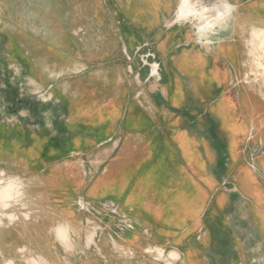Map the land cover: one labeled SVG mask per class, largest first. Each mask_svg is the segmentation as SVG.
Listing matches in <instances>:
<instances>
[{"label": "rangeland", "instance_id": "374dc122", "mask_svg": "<svg viewBox=\"0 0 264 264\" xmlns=\"http://www.w3.org/2000/svg\"><path fill=\"white\" fill-rule=\"evenodd\" d=\"M171 1L172 7L162 9L153 7L151 0H0V125L7 130L5 148L11 144L21 155L34 150L39 167L35 173L14 172L17 168L13 164H1L8 174L25 180L21 204L27 205L7 209L6 214H15L18 219L3 221L12 229L25 224L49 229L60 222L53 228L55 234V228L68 225L71 239L63 243L68 261L74 255L80 264H154L146 250L159 246L166 253L177 250L180 260L175 264H183V253L192 237L178 247L169 240L156 244L151 241L152 231L145 227L136 239L132 217L122 212L120 202L105 200L114 197V192L107 193L103 181L119 182L125 176L126 185H115L120 186L117 196L128 195V204L142 207L144 199L130 194V187L144 171L154 170L160 182L147 193L153 210L165 206L157 200L159 195L165 200L183 188L190 191L188 175L206 193L202 211L206 222L218 193L230 194L229 205L212 217L214 238L210 246L202 245L205 226L193 236L198 242L193 244L202 245L199 258L203 264H264L262 242L254 238L245 209L250 203L232 194L238 164L231 166L234 161L228 133L214 114L220 96L218 108L229 118L226 127L231 133L233 124L236 126L239 149L244 153L241 158L247 157L252 166L261 155L257 160H261L264 173V96L258 93L260 89H254L252 69L243 68L242 50L246 49L241 39L243 23L264 16V1L229 0L237 10L228 29L211 37L215 42L210 52L197 43L190 25L173 23L178 0ZM213 52L224 53L226 62L235 67L231 77L234 87H228L227 69L220 67L212 69V76L224 87L206 85V79L211 82L210 73L205 74L201 65ZM245 58L243 61L248 60ZM155 61L162 65L161 80L148 64ZM73 68L77 71H71ZM61 71L64 74L58 79L49 78V72ZM231 90L234 98L228 96ZM247 93L256 106L255 113L249 109ZM112 110L111 116L104 117L103 112L110 114ZM73 114L80 124L75 130L69 129ZM241 115L247 118H230ZM250 123L254 127L252 141L246 139ZM94 126H109L110 133L89 144ZM178 134L194 139V149L215 178V185L204 182L205 171L184 158ZM79 136L81 149L67 150L69 141ZM13 156L12 161L20 160ZM36 165L31 158L26 170H34ZM258 187L255 209L259 221L264 222V177L258 176ZM63 211H76V228L63 222L67 218ZM26 214H30L29 220ZM221 219L231 225L230 233L233 228L240 233L241 260L236 257V246L229 250L232 243H224L230 233L228 228L220 229ZM259 233V239L264 240V230ZM118 237H126L135 247L126 246L124 252L115 248L112 243H119ZM74 243L80 245L76 252Z\"/></svg>", "mask_w": 264, "mask_h": 264}, {"label": "crops", "instance_id": "0c3cea01", "mask_svg": "<svg viewBox=\"0 0 264 264\" xmlns=\"http://www.w3.org/2000/svg\"><path fill=\"white\" fill-rule=\"evenodd\" d=\"M150 1V0H149ZM264 1V0H263ZM259 1V2H263ZM153 3V7L157 5L158 7H161L162 9L172 7V1L171 0H151ZM256 2V3H259ZM260 24L264 23V16L261 17L258 20L255 19H248L246 20L243 25L247 26L248 24ZM218 50L221 48H217ZM243 51V50H242ZM208 57H206L203 61V64L201 65L202 71L205 74L210 73V80L206 79L205 83L210 88H220L224 87L220 85L218 82H216L215 78L212 76V69L215 67H220L222 69H227V74L230 77V81L228 82V87H234L233 85V76H235L236 69L233 67V65L226 62L223 56H220L218 53H208ZM211 56V57H210ZM214 61L212 63H209V60ZM152 63H158L159 64V74L162 70V65L155 61ZM227 63V65L225 64ZM167 67V66H165ZM244 68V65H243ZM167 69V68H166ZM165 69V70H166ZM152 72V71H151ZM153 74V73H152ZM243 74V73H242ZM154 75V74H153ZM240 77V76H239ZM157 78V77H156ZM174 78V76H173ZM162 79V75L160 74V79ZM247 84H250L249 82ZM237 86V83L235 84ZM255 91L258 92V87L255 85ZM228 95L229 97L233 94L231 93ZM248 98V104L249 109L251 112H256V106L253 104V102L248 97L249 94L247 93ZM216 109H214V114L222 120L223 128L227 130L228 137H229V152L231 153V157L234 161V164L231 165L234 167L235 164H238V171L236 173V180L234 181V187L235 190L232 194L238 195L239 198H243L246 202L250 203L249 208L245 207L247 210L249 222L254 227L255 233L254 238L258 242H262V253L264 257V240H260L261 235L259 231L264 230V222L259 221L258 215H257V200H258V176L260 178L264 177L263 169L260 167L263 164L261 163L260 159L261 155L257 156L254 159V163L252 166H250L247 161L241 158L243 151L239 149V139L238 135H236V126L233 124V133H231V129H228L226 120L229 118L226 117V113L224 111L220 112L219 105H220V96L218 100H216ZM103 112V111H102ZM115 111H111L110 114L104 113V117L111 116ZM234 120L242 121L247 118L244 115H241V117H230ZM251 119V117L249 116ZM70 128L71 130L78 129L80 124L79 120H77V117L73 114V116L70 118ZM138 123L140 122L137 120ZM252 123V122H251ZM249 124V130H248V139L250 141L255 140L254 134H252L254 127L250 126ZM90 137H88L89 144H92L96 141H99L101 139H104L108 136L110 133V127L109 126H94L92 128ZM7 130L4 125H0V140H1V146H0V159L3 157H6L2 160H0V167H2V163H9L13 164L15 168H18L20 171H31L32 173L39 172L36 169H39L38 167V159L35 156L34 150H26L23 155H21L16 149L13 148V146L10 144L8 145V149L5 148L6 146V138ZM262 138V136H260ZM177 138L180 141V144L183 146V156L186 158L187 161H193L195 164L196 169H202L205 172H202V177L204 179V182L208 184H214L215 185V178L211 176V174L206 170V166L202 160V157L200 154H198L194 149V139L190 135L187 134H178ZM7 140V139H6ZM12 143V142H11ZM38 143V141H36ZM82 146V137H74L72 138L69 143L66 145L67 150L76 151L81 149ZM13 154L17 155L15 157L20 158V160H14L12 161V158H14ZM244 154V153H243ZM264 159V155L262 156ZM10 158V159H8ZM31 158H34L37 162L36 168L34 170H26V167L28 166V162ZM8 159V161H5ZM257 160V161H256ZM194 164H192L194 166ZM262 164V165H259ZM50 171V168L48 169V173ZM109 177V175H106ZM188 178L191 183V190L188 191L187 189L183 188L180 192L173 193V195L168 196L167 199H163V195H159L157 200L165 204L164 208L161 210H153L151 207H149L148 200H147V193L149 190L156 189L160 182V176L154 171V170H146L144 171L141 176L134 182L133 186L130 187V194H136L140 195L144 199V205L142 207L134 206L133 204L128 201V195H123L121 198L117 196L118 191H120V186H115L119 184H127V179L125 176L121 178L119 182H109L107 180L103 181V183L106 186V192L113 191L112 193L114 197L106 198L105 200L112 199L115 201L120 202L122 212L125 215H129L132 217L133 222L135 223L134 232L132 233L133 236L138 239L143 233V230L145 227H149L151 232V241L156 244L160 243H166L167 240L170 241V243L173 244V247H178L177 244H181L184 241H186L188 238L192 237V243L186 246V249L184 250L183 257L184 261L183 264H203L200 260V247L202 245H209L211 244L214 235H213V223H212V217L215 219V216L220 213L221 209H224L227 207L230 203V194H222L218 193V195L215 197V204L213 207V213L208 218L209 220L206 222L202 217V211L205 208V200H206V193L203 189V186H201L199 183L196 182L191 176L188 175ZM111 184H114L111 186ZM189 188V189H190ZM122 189V187H121ZM80 193V192H79ZM118 197V198H117ZM162 200V201H161ZM260 207V206H259ZM258 207V208H259ZM260 209V208H259ZM76 211H73L71 213H67L63 211V214L67 217L63 222H68L71 227L76 228V226H73V222L77 223L76 219ZM222 223L220 224V229H226L228 228V231L230 233L231 225H227L226 219H221ZM60 222H56L51 228L45 229L38 226H29L25 224L23 227L12 229L8 226H5L4 228L0 229V264H4L5 261H13L14 264H30L31 261L35 260L37 261V264H80V258L76 259L75 256H70L69 261L66 259L67 252L65 251V247L63 243H60L57 238L56 234L54 233L53 228L56 227ZM205 226L206 235L204 238H202L201 241H203V244L196 245L193 243H198L194 241V235L196 234L197 230L200 227ZM8 227V228H7ZM130 234V235H132ZM70 237V236H69ZM71 239V238H70ZM117 241L119 243H112V245L116 248H119L121 251L124 252V249L126 246L129 248H134L133 244L129 243L131 240H127L126 237H118ZM121 242V243H120ZM224 243H232V246L229 247V250H232L233 246H236L237 248V254L236 257L238 260H241L243 257V247L240 244V233L238 229H232V233H230V238L226 239ZM80 248V245L78 243H74V252ZM20 249H24V253H21L19 251ZM72 257V259H71ZM28 261V262H27ZM117 264H132L129 261L121 262ZM137 264H153L150 262L142 261L141 263Z\"/></svg>", "mask_w": 264, "mask_h": 264}, {"label": "clouds", "instance_id": "9594fccd", "mask_svg": "<svg viewBox=\"0 0 264 264\" xmlns=\"http://www.w3.org/2000/svg\"><path fill=\"white\" fill-rule=\"evenodd\" d=\"M236 10L237 6L230 3L229 0H211V2L209 0H178L173 14V23L190 25L197 43L210 52L212 50L211 45L215 42L211 37L228 29L229 22L233 19ZM241 39L256 81H264V26L258 24L242 25ZM71 71L76 72L77 69L73 68ZM63 74V71L48 73L50 79H58ZM29 83L34 84L35 82L29 79ZM36 91L40 92L39 85L36 86ZM64 91H67V87L64 88ZM21 115L24 113L21 112ZM25 187V180L22 177L10 175L5 170L0 169V224L3 223L4 219L10 223L17 220L15 214H6V210L11 208L13 204L27 207L26 204H21L25 195ZM56 235L62 243L69 241L68 229L64 227L57 228ZM19 251L25 250L20 249ZM146 251L152 255L154 264H175V261L180 260V253L175 249L166 253L163 247L157 246ZM4 264H13V261H5ZM30 264H37V261L33 260Z\"/></svg>", "mask_w": 264, "mask_h": 264}, {"label": "bare ground", "instance_id": "6f19581e", "mask_svg": "<svg viewBox=\"0 0 264 264\" xmlns=\"http://www.w3.org/2000/svg\"><path fill=\"white\" fill-rule=\"evenodd\" d=\"M100 1V0H99ZM79 2V1H78ZM81 2V1H80ZM91 2V1H90ZM93 2H94V0H93ZM95 4V3H94ZM101 4V3H100ZM82 5V4H81ZM85 8H86V5H85ZM99 8H101V7H99ZM80 9V8H79ZM103 9V8H102ZM106 9V8H105ZM88 10V9H87ZM96 11V10H95ZM77 12V11H76ZM80 14V13H79ZM100 15H101V13H100ZM103 15V14H102ZM80 16H82V15H80ZM76 17H77V15H76ZM103 18V17H102ZM105 18V17H104ZM104 18H103V20H104ZM77 19V18H76ZM99 22V21H98ZM102 23V21L100 22V24ZM251 24H254V23H251ZM103 25V24H102ZM259 26H264V23H260V24H258ZM107 26V25H106ZM78 28V27H77ZM105 28V27H104ZM106 29V28H105ZM100 45V44H99ZM97 46V45H96ZM102 49V48H101ZM86 52V51H85ZM247 57V55H246V50L245 51H242V62H243V65H244V68L245 69H247V67L248 68H251V66H250V64L248 63V60L246 61H243L244 59H246L245 58V56ZM151 67H150V69H151V71H152V73L157 77V79H160V74H159V64L158 63H148ZM251 73V72H250ZM248 77L250 76V75H247ZM246 76V77H247ZM255 77V76H254ZM250 78V77H249ZM252 81H254V80H252ZM249 82V81H248ZM249 83H251V81L249 82ZM254 84L258 87V89H260V92H258V93H260V95L263 97L264 96V81H259V82H257L256 81V79H255V81H254ZM254 105H252V107H253ZM12 168V167H11ZM1 169V168H0ZM3 170H5V169H3ZM15 170V169H14ZM6 171V170H5ZM18 171H20L18 168L14 171V172H18ZM228 189V188H227ZM28 201V200H27ZM24 203V202H23ZM16 204H13V206H15ZM12 206V208H15V207H13ZM8 213V212H7ZM9 215V214H8ZM12 215V214H11ZM25 217H27L26 218V220H29L30 219V214H26V215H24ZM18 219V218H17ZM6 220V219H5ZM7 224H9V223H7ZM6 226V224H5V222L3 221V223L2 224H0V229H2V228H4ZM64 226V225H63ZM60 227H62V225H60ZM8 228V227H7ZM64 228H66V229H68L69 230V227H68V225H66V226H64ZM55 229H57V228H55ZM1 231V230H0ZM92 234H94V232L92 233ZM69 236H70V233H69ZM56 237H57V235H56ZM90 237V236H89ZM69 241H70V238H69ZM68 241V242H69ZM89 241V240H88ZM61 242V241H60ZM21 253H24V251L23 252H21ZM28 262V261H27ZM13 264H14V262H13Z\"/></svg>", "mask_w": 264, "mask_h": 264}]
</instances>
